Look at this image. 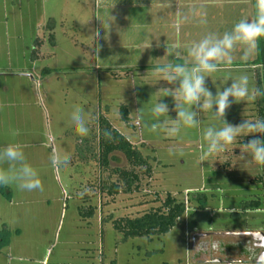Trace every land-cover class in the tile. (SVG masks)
I'll return each instance as SVG.
<instances>
[{
	"label": "rangeland",
	"instance_id": "obj_1",
	"mask_svg": "<svg viewBox=\"0 0 264 264\" xmlns=\"http://www.w3.org/2000/svg\"><path fill=\"white\" fill-rule=\"evenodd\" d=\"M100 2L0 0V145L20 143L43 188L25 192L15 186L1 187L0 264H193L190 251L201 236L211 235L224 224L229 230H241L245 220L264 221L263 168L237 157L239 142L260 138L259 134L242 141L238 137L227 154L211 163L213 158L199 159L205 147L202 130L221 126L209 112L200 113L198 128H182L176 138L149 130L155 122L150 109L163 95L157 91L174 85L160 80L153 69L137 68L175 58L190 63L187 49L199 40V24L185 29L183 16L176 11L162 21L149 14L153 7L138 1ZM122 2L135 3L118 5ZM93 33L100 36L97 57L92 41L82 40ZM166 47L174 49L176 57L168 56ZM248 67L220 69L205 79V86L215 95L219 80L246 72L250 86L257 87ZM230 84L229 79L226 86ZM256 100L232 103L224 119L237 125L260 118ZM160 102L169 105V118L175 119L173 98L163 97ZM121 105L127 108L130 127L121 120ZM138 109L143 117L140 125L135 123ZM76 110L89 120L86 137L93 131L91 125L95 129L92 119L104 115L149 157L150 173L145 166L139 169L137 189L114 195L100 190L110 169L128 166L119 153L102 172L94 160L61 153L66 140L70 150L78 139L86 142L70 126ZM169 148L174 149L172 155ZM53 150L67 157L66 169L51 166ZM110 179L115 181L116 175ZM85 188L88 193L78 197ZM197 192L205 197L202 209L191 200ZM167 195L184 201L183 220L151 240L145 236L122 240L109 219L141 215L161 206ZM257 198L262 200L258 210H244L246 203ZM247 240L242 235L236 244L226 245L225 255L231 258L237 255L235 250L243 251Z\"/></svg>",
	"mask_w": 264,
	"mask_h": 264
},
{
	"label": "clouds",
	"instance_id": "obj_2",
	"mask_svg": "<svg viewBox=\"0 0 264 264\" xmlns=\"http://www.w3.org/2000/svg\"><path fill=\"white\" fill-rule=\"evenodd\" d=\"M252 7L253 14L241 16L232 23L229 30L222 34L208 32L197 42L192 43L187 49L190 63L188 61L177 63L176 59H168L166 63L153 67L154 73L161 76L160 80L174 85L172 88H164L157 92L163 93L161 98L167 96L173 98L174 106L171 111L175 112V119L169 118V105L160 102L161 98H158L150 109L151 117L155 121L150 125V131H160L168 138H176L182 128H198L201 123L199 116L203 112H209L220 122L219 127L211 125L202 130L201 136L205 147L199 158L200 162H209V158H213L212 163L216 161L214 159L216 156L227 154L229 146L237 142L238 137L242 141L245 136L255 137L259 134L260 138H252L247 143L239 142L237 147L240 149V155L237 157L264 168V118L244 119L237 125H232L224 119L225 112L232 103L254 102L258 97L264 96V89L250 86V78L246 72H242L236 78L226 76L219 80L215 95L205 86V79L210 78L211 74L233 65V54L237 50L240 53V61L247 64L257 48V42L264 38V0H253ZM192 15L194 14L190 12L183 16L182 21L189 20ZM111 18L113 21L112 16ZM199 22L206 23V13L203 11L199 13ZM109 26L110 24L107 25L108 29ZM99 39L98 33L82 39L92 41L91 49L96 57L100 51ZM165 53L176 57L174 49L166 47ZM229 79L231 84L226 86ZM196 107L199 111L194 110ZM142 119L141 111L138 109L135 123L140 125ZM88 123L89 120L80 110L72 112L70 126L78 137L83 138L89 134ZM104 135L110 134L105 132ZM233 148L235 147L231 148V153ZM168 152L172 155L174 149L169 148ZM49 159L51 166L56 170L68 167L67 157L55 150ZM6 186H15L25 192L43 190L36 170L26 162L23 146L18 142L0 145V187ZM88 191L89 189L85 188L78 192L77 196L83 198ZM245 221L246 226L241 230H229L224 224L210 232L211 235L202 236L190 251L193 254V264H264V221L256 219ZM242 235L248 237L243 251L231 258L227 257L224 253L225 246L236 244Z\"/></svg>",
	"mask_w": 264,
	"mask_h": 264
},
{
	"label": "trees",
	"instance_id": "obj_3",
	"mask_svg": "<svg viewBox=\"0 0 264 264\" xmlns=\"http://www.w3.org/2000/svg\"><path fill=\"white\" fill-rule=\"evenodd\" d=\"M177 63H182L178 58H175ZM250 65L259 64L261 67L260 73L257 69V78L255 84L260 89H264V50L262 39L257 42L256 56L249 62ZM155 65L139 66L137 69L144 70L146 68L153 69ZM258 106V114L260 118H264V96H260L256 100ZM121 120L125 125H129L128 111L125 105H121L119 109ZM91 124H95V129L91 125L92 133L90 137H86V142L77 141L75 152L80 160H94L100 166V172L108 169L109 163L115 158V154H121L127 162V167L112 168L111 174L116 175V180L111 181L110 172L107 175V180L102 181L100 190L105 191L108 195H114L119 192L128 193L133 189H137L139 169L145 166V172L150 173L148 165V156H143L140 149L133 145L125 135L115 129L110 121L104 115H98L97 120ZM130 127V125H129ZM108 132L110 135L105 136ZM264 179V168L261 175ZM1 189V187H0ZM191 200L198 202L197 208H204L205 197L202 192H197ZM262 205V200L257 198L246 203L247 209H259ZM186 205L184 201L177 200L171 195H167L161 206L150 209L141 215L134 217H120L118 219H109L113 228L121 233L122 240L135 236H145L147 240H151L153 236H160L167 233L171 228L180 223L186 213ZM93 211V210H92ZM91 210L88 215L91 214ZM86 214V212H84Z\"/></svg>",
	"mask_w": 264,
	"mask_h": 264
},
{
	"label": "crops",
	"instance_id": "obj_4",
	"mask_svg": "<svg viewBox=\"0 0 264 264\" xmlns=\"http://www.w3.org/2000/svg\"><path fill=\"white\" fill-rule=\"evenodd\" d=\"M104 3L106 0H98ZM121 1V0H119ZM129 1V0H122ZM138 1V3L145 4L150 6L152 9L149 14L154 15L157 19H167L171 15H175V11L179 13L181 16H185L190 12L193 13L189 20L184 21V24L189 29L188 26L199 24L200 28V37L201 39L208 32H216L217 34H222L224 31L229 30L234 21L238 20L241 16H251L253 14V0H131ZM100 2V3H101ZM135 2H122V4L118 3V5L122 7H127V5H132ZM203 11L206 13V23L201 24L199 22V13ZM177 15V16H179ZM168 21V19H167ZM174 23V22H173ZM263 50H264V38H262ZM239 50L234 52L233 54V65L230 68H221L225 70H240L247 68L248 66H239L236 67V64H242L240 61ZM256 56V50L249 58V63ZM262 66L259 64L250 65L248 69L253 70V75L256 80L258 69L260 73V69ZM50 139L52 137L48 136ZM81 138V137H80ZM80 139H78L79 142ZM62 143V142H61ZM66 145V146H65ZM48 147V146H47ZM68 154L74 156L76 154L75 149L71 147L68 148V141L63 142L61 145V153ZM84 201V200H82ZM258 210V209H256ZM199 236V235H196ZM202 237V236H201ZM242 252L241 249L235 250L234 253L239 254ZM49 264V261L47 262ZM51 264H56L53 262Z\"/></svg>",
	"mask_w": 264,
	"mask_h": 264
},
{
	"label": "water",
	"instance_id": "obj_5",
	"mask_svg": "<svg viewBox=\"0 0 264 264\" xmlns=\"http://www.w3.org/2000/svg\"><path fill=\"white\" fill-rule=\"evenodd\" d=\"M195 235H202L201 233H196ZM194 236V235H193Z\"/></svg>",
	"mask_w": 264,
	"mask_h": 264
},
{
	"label": "built area",
	"instance_id": "obj_6",
	"mask_svg": "<svg viewBox=\"0 0 264 264\" xmlns=\"http://www.w3.org/2000/svg\"><path fill=\"white\" fill-rule=\"evenodd\" d=\"M99 207V206H98Z\"/></svg>",
	"mask_w": 264,
	"mask_h": 264
}]
</instances>
